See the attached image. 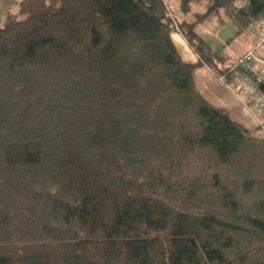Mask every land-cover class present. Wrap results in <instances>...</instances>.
<instances>
[{
	"label": "trees",
	"instance_id": "1",
	"mask_svg": "<svg viewBox=\"0 0 264 264\" xmlns=\"http://www.w3.org/2000/svg\"><path fill=\"white\" fill-rule=\"evenodd\" d=\"M2 14L0 264H264V133L193 76L228 74L200 26L264 27V0H19Z\"/></svg>",
	"mask_w": 264,
	"mask_h": 264
},
{
	"label": "crops",
	"instance_id": "2",
	"mask_svg": "<svg viewBox=\"0 0 264 264\" xmlns=\"http://www.w3.org/2000/svg\"><path fill=\"white\" fill-rule=\"evenodd\" d=\"M175 7L178 8L176 4H175ZM181 18H183V16ZM185 18L188 19L189 21H192L191 19L192 16L190 15ZM215 21L218 22L217 20H214V22ZM212 22L213 21H211V23ZM218 23H221V22H218ZM203 25L207 26V23ZM175 33L172 34V38H173V41L177 49L180 52L181 51L183 52L181 53L183 60L190 64L197 63L199 61L198 55L192 50L187 40L184 38V36L179 31H176ZM254 43H255V39L253 37L251 46L245 49L241 54H238L235 57V60L233 61V63L237 60L238 57L242 56L249 50L253 49ZM211 47L213 48L212 45ZM257 53L259 55H264V49L263 48L259 49ZM232 64H230L228 67L224 69H228ZM193 76H194V80H195L198 90L209 102H211L216 107H219V108H222L228 111L231 117L235 121L241 123L246 128H248L250 131H254V132L257 131L261 133L262 129L259 128V125L256 119L254 118L253 114L251 113V111L248 109V107L245 104V101L247 102L249 101L248 98H246L247 96L245 97V96H242L241 94H238L235 92H234L235 94H233L232 92H230L228 88L226 87L227 85L220 79V76L217 75L215 71H213L210 67L206 65L196 67L193 71Z\"/></svg>",
	"mask_w": 264,
	"mask_h": 264
},
{
	"label": "built area",
	"instance_id": "3",
	"mask_svg": "<svg viewBox=\"0 0 264 264\" xmlns=\"http://www.w3.org/2000/svg\"><path fill=\"white\" fill-rule=\"evenodd\" d=\"M171 15H174L169 3L165 1ZM174 17V16H173ZM254 47L228 68L227 75H220V79L234 92L246 94L248 109L257 119L259 127L264 133V55L257 51L264 49V27L253 29Z\"/></svg>",
	"mask_w": 264,
	"mask_h": 264
},
{
	"label": "rangeland",
	"instance_id": "4",
	"mask_svg": "<svg viewBox=\"0 0 264 264\" xmlns=\"http://www.w3.org/2000/svg\"><path fill=\"white\" fill-rule=\"evenodd\" d=\"M18 1L19 0H0V18H2L1 16H3L2 13H5L8 10H15L17 8ZM169 5L171 7L173 14L180 19L183 15L180 13L181 11L179 10V8L175 7L174 2H169ZM191 19L193 20V16ZM217 23L218 22L213 21L212 23L208 22L207 26L201 25L199 31L201 35L213 46L215 50L220 51L221 55L226 57V63L225 65H223V68H226L233 63L235 57L238 54H241L245 49L251 46L252 38L254 37L253 34L254 28L242 33L241 35H236V26L232 20L226 19L224 23H218V24ZM178 52L180 53V55L181 53H183L182 51L180 52L179 50ZM226 87L233 94L236 93V92L234 93V91H232L228 86ZM241 95L245 97L247 96L244 93H242Z\"/></svg>",
	"mask_w": 264,
	"mask_h": 264
}]
</instances>
